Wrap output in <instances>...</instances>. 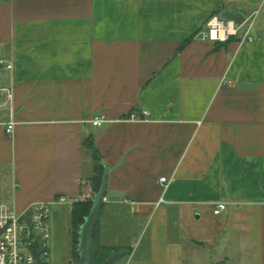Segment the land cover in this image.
I'll list each match as a JSON object with an SVG mask.
<instances>
[{
  "label": "crops",
  "instance_id": "crops-1",
  "mask_svg": "<svg viewBox=\"0 0 264 264\" xmlns=\"http://www.w3.org/2000/svg\"><path fill=\"white\" fill-rule=\"evenodd\" d=\"M263 6L0 0V85L17 120L8 135L0 112L6 199L71 212L93 192L92 137L108 169L99 237L129 250L117 264H264V35L199 37L216 11Z\"/></svg>",
  "mask_w": 264,
  "mask_h": 264
},
{
  "label": "built area",
  "instance_id": "built-area-1",
  "mask_svg": "<svg viewBox=\"0 0 264 264\" xmlns=\"http://www.w3.org/2000/svg\"><path fill=\"white\" fill-rule=\"evenodd\" d=\"M252 24L251 19L238 25L222 14L214 15L201 33L203 38L211 40L225 41L230 35L240 34L242 41H253ZM241 28H244L243 31H240ZM5 63V59L0 61V64ZM7 67L12 68L13 65L8 63ZM0 112L7 113V119L3 123L8 135H13L17 120L15 92L11 85H0ZM143 113L149 114L148 111ZM131 118H136V115L132 114ZM104 121V117H97L93 123L101 125ZM161 180L167 182V177H162ZM91 197L93 192H85L81 199H75L72 203ZM67 202L65 196H60L55 201L57 204ZM227 208V202L220 201L216 203L214 213L221 214ZM52 238V208L48 203L37 201L25 210H18L11 203L0 202V264H52Z\"/></svg>",
  "mask_w": 264,
  "mask_h": 264
},
{
  "label": "water",
  "instance_id": "water-1",
  "mask_svg": "<svg viewBox=\"0 0 264 264\" xmlns=\"http://www.w3.org/2000/svg\"><path fill=\"white\" fill-rule=\"evenodd\" d=\"M223 16L234 20L238 25H241L246 20L245 16L240 11L227 10L223 12ZM199 37L203 38V34L200 33ZM107 179L108 169L106 168L102 176L101 186L93 197V204L90 213L85 217V221L80 227V237L77 249L79 253V259L75 261L70 260V264H98L96 260L98 246L94 242V233L96 225L100 221L103 204L108 189ZM128 253V249L121 251L113 250L104 264H117V262L127 256ZM37 264H39V262H37Z\"/></svg>",
  "mask_w": 264,
  "mask_h": 264
},
{
  "label": "rangeland",
  "instance_id": "rangeland-1",
  "mask_svg": "<svg viewBox=\"0 0 264 264\" xmlns=\"http://www.w3.org/2000/svg\"><path fill=\"white\" fill-rule=\"evenodd\" d=\"M250 19L253 23L252 34L254 36L258 35L259 33L264 35V6L261 7V9L256 12ZM7 178L8 176H5L3 180L6 179L7 181ZM11 192V183H6L4 186L3 184H1L0 202L10 203L6 198L11 194ZM52 207V227L55 233V246L52 247V264H70L71 259L75 260V257L73 255V235L72 232L69 231L71 212L68 209V204L55 205ZM98 239L101 243L107 244L109 246H114V244H111L109 241L102 242L99 236Z\"/></svg>",
  "mask_w": 264,
  "mask_h": 264
},
{
  "label": "trees",
  "instance_id": "trees-1",
  "mask_svg": "<svg viewBox=\"0 0 264 264\" xmlns=\"http://www.w3.org/2000/svg\"><path fill=\"white\" fill-rule=\"evenodd\" d=\"M220 11H216L212 16L214 15H220ZM211 16V17H212ZM210 17V18H211ZM209 18V19H210ZM232 38H237L241 40V35H230L227 40L224 42H228L232 40ZM183 45L178 49V51L181 50ZM85 144L91 148L93 151V157H94V162H95V174L89 179L93 185V197L95 193L99 190L102 182V176L103 173L105 172L106 165L101 161V155L98 149L94 146V142L92 137H88L86 140ZM93 197L90 199H85V200H77L73 202L71 205V223H70V228L71 232L73 235V255L75 257V260L79 259V253H78V243H79V231L82 223L85 221V217L90 213L92 204H93ZM102 215V214H101ZM101 225V221L98 222L95 228V233H94V242L98 246V251L96 254V260L98 264H104L108 256L113 250L121 251L124 250L125 247L121 246H109L107 244L101 243L98 239L99 236V227Z\"/></svg>",
  "mask_w": 264,
  "mask_h": 264
},
{
  "label": "flooded vegetation",
  "instance_id": "flooded-vegetation-1",
  "mask_svg": "<svg viewBox=\"0 0 264 264\" xmlns=\"http://www.w3.org/2000/svg\"><path fill=\"white\" fill-rule=\"evenodd\" d=\"M52 246H55V237H54V235H53V238H52ZM71 260L75 261L74 259H71Z\"/></svg>",
  "mask_w": 264,
  "mask_h": 264
},
{
  "label": "bare ground",
  "instance_id": "bare-ground-1",
  "mask_svg": "<svg viewBox=\"0 0 264 264\" xmlns=\"http://www.w3.org/2000/svg\"><path fill=\"white\" fill-rule=\"evenodd\" d=\"M223 33V32H222ZM216 34V32L214 31V35Z\"/></svg>",
  "mask_w": 264,
  "mask_h": 264
}]
</instances>
